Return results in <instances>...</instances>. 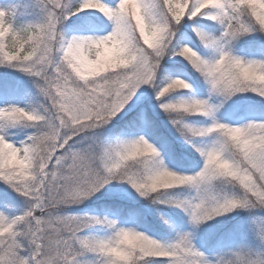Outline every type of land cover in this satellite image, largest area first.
I'll use <instances>...</instances> for the list:
<instances>
[{
    "label": "snow or ice",
    "instance_id": "6c2138e0",
    "mask_svg": "<svg viewBox=\"0 0 264 264\" xmlns=\"http://www.w3.org/2000/svg\"><path fill=\"white\" fill-rule=\"evenodd\" d=\"M33 7L0 6V264H264V0Z\"/></svg>",
    "mask_w": 264,
    "mask_h": 264
},
{
    "label": "rangeland",
    "instance_id": "374dc122",
    "mask_svg": "<svg viewBox=\"0 0 264 264\" xmlns=\"http://www.w3.org/2000/svg\"><path fill=\"white\" fill-rule=\"evenodd\" d=\"M15 5L17 8L14 22L16 24L23 23L28 18H34L35 16V10H34V0H0V6L3 7H11ZM181 92L183 94L187 95V90H177L175 95H180ZM100 199H103V197L100 196V194H97V198L93 202L85 201L83 204L78 206H73V209L76 211H83L91 209L95 206L96 202Z\"/></svg>",
    "mask_w": 264,
    "mask_h": 264
},
{
    "label": "clouds",
    "instance_id": "9594fccd",
    "mask_svg": "<svg viewBox=\"0 0 264 264\" xmlns=\"http://www.w3.org/2000/svg\"><path fill=\"white\" fill-rule=\"evenodd\" d=\"M112 55H115L116 54V49L115 47L111 50V53ZM129 240H132L133 238L132 237H128Z\"/></svg>",
    "mask_w": 264,
    "mask_h": 264
}]
</instances>
